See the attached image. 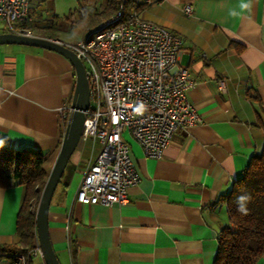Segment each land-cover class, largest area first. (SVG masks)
Listing matches in <instances>:
<instances>
[{
  "label": "crops",
  "instance_id": "1",
  "mask_svg": "<svg viewBox=\"0 0 264 264\" xmlns=\"http://www.w3.org/2000/svg\"><path fill=\"white\" fill-rule=\"evenodd\" d=\"M108 1L85 9L88 23L78 40L114 14ZM136 4L142 17L181 35V62L195 81L187 96L200 118L177 132L161 158L147 156L124 133L141 179L123 203L77 200L103 145L81 141L51 201V240L62 264H215L219 233L233 227L227 194L264 147V0ZM187 4L192 13L185 11ZM44 6L45 0H32L34 21L26 28L33 35L78 41L49 31L63 27L57 25L59 14L48 19ZM76 80L73 62L57 50L0 44V141L42 149L52 168L65 131L61 108L72 102ZM25 192L22 184L0 187V245L24 246L17 216ZM0 264L15 263L0 253ZM32 264L47 263L37 255ZM257 264H264V255Z\"/></svg>",
  "mask_w": 264,
  "mask_h": 264
},
{
  "label": "built area",
  "instance_id": "2",
  "mask_svg": "<svg viewBox=\"0 0 264 264\" xmlns=\"http://www.w3.org/2000/svg\"><path fill=\"white\" fill-rule=\"evenodd\" d=\"M31 4L0 0V25L7 32L33 35L25 26L34 21ZM185 11L192 13L190 4ZM66 44L85 63L89 79L90 106L81 141L103 144L88 165L77 200L123 203L129 188L141 179L124 133H130L147 156L161 158L177 132L200 118L187 96L195 81L181 62L182 37L136 10L127 13L122 3L82 39ZM72 111L71 102L61 108L65 127ZM37 255L43 256L38 235L35 246L13 252L11 258L15 264H32Z\"/></svg>",
  "mask_w": 264,
  "mask_h": 264
},
{
  "label": "trees",
  "instance_id": "3",
  "mask_svg": "<svg viewBox=\"0 0 264 264\" xmlns=\"http://www.w3.org/2000/svg\"><path fill=\"white\" fill-rule=\"evenodd\" d=\"M136 2L109 0L107 8L115 13L124 3L129 13L136 9ZM48 161L49 156L40 148L12 147L0 141V187L22 184L26 189L17 216V233L24 246L0 245V253L11 257L13 252H25L35 246L36 211L51 169L46 166ZM238 197H243L239 205ZM227 202L233 227L226 225L219 233L215 264H257L264 255V147L234 182ZM239 206L246 208V213L239 211Z\"/></svg>",
  "mask_w": 264,
  "mask_h": 264
},
{
  "label": "water",
  "instance_id": "4",
  "mask_svg": "<svg viewBox=\"0 0 264 264\" xmlns=\"http://www.w3.org/2000/svg\"><path fill=\"white\" fill-rule=\"evenodd\" d=\"M15 43L50 48L66 55L76 68L77 80L72 98V114L66 124L57 158L41 193L36 211L37 235L47 264H62L54 249L49 232V209L51 201L67 164L81 142L86 110L90 106V87L85 63L65 42L56 38L32 34L0 32V44Z\"/></svg>",
  "mask_w": 264,
  "mask_h": 264
},
{
  "label": "rangeland",
  "instance_id": "5",
  "mask_svg": "<svg viewBox=\"0 0 264 264\" xmlns=\"http://www.w3.org/2000/svg\"><path fill=\"white\" fill-rule=\"evenodd\" d=\"M98 3H104L105 5L107 0H98ZM99 4L96 0H92L89 4L84 0H45L46 7H44L48 11V19L54 17L55 13L59 14V23L57 21L56 23L59 27H63L62 31L57 27L55 29L48 28L49 31H53V34L60 35L67 40H78L85 31L86 23H88L85 18L87 16L85 15L86 12L88 13L87 10L92 11L96 6L100 7ZM3 30V26H0V31ZM46 166L47 168L51 166L49 161Z\"/></svg>",
  "mask_w": 264,
  "mask_h": 264
},
{
  "label": "clouds",
  "instance_id": "6",
  "mask_svg": "<svg viewBox=\"0 0 264 264\" xmlns=\"http://www.w3.org/2000/svg\"><path fill=\"white\" fill-rule=\"evenodd\" d=\"M241 7H243V8H248V7H249V4H242ZM241 199H243V197H238V198H237V203H238V205H239V201H240ZM238 210L241 211V212H245V213H246V211H247V209L244 208V207H242V206H239V207H238Z\"/></svg>",
  "mask_w": 264,
  "mask_h": 264
}]
</instances>
